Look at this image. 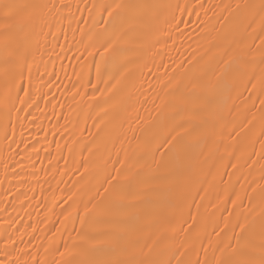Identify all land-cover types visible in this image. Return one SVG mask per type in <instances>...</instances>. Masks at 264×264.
Returning a JSON list of instances; mask_svg holds the SVG:
<instances>
[{
    "label": "snow or ice",
    "instance_id": "6c2138e0",
    "mask_svg": "<svg viewBox=\"0 0 264 264\" xmlns=\"http://www.w3.org/2000/svg\"><path fill=\"white\" fill-rule=\"evenodd\" d=\"M185 38L196 47L185 48ZM202 41L207 45L203 50ZM70 52L77 61L72 66L74 96L81 88L87 95L90 86V99L103 101L104 116L117 107L126 116L119 122L94 119L89 156L94 148L99 151L101 142L114 146L125 122L133 132V121L148 131L142 146L134 136L137 149H123V159L112 161L120 167L109 169L104 161V180L95 193L100 201L78 200L75 192L68 197L71 203L60 221L72 224L71 230L65 228L67 239L28 250L37 237L25 243L20 229H14L18 236L9 231L16 221L6 219L0 264H264V0H0V140L10 158L26 153L12 165L20 166L21 172L13 175L21 183L26 182L22 161L31 160V154L23 131L16 139L17 125L23 128L29 118L34 124L30 109L40 110L41 100L51 103L45 98L59 75L49 65L54 67L61 56L68 59ZM213 65L226 70L216 73L217 80L226 82L213 120L174 153L178 138L189 134L186 125L199 100L197 84ZM134 90L140 92L135 102ZM136 104L144 107L147 120ZM60 127L66 129L67 123ZM161 128L167 133L153 149L158 139L154 129ZM47 136L45 131L44 141ZM63 147L69 153L75 150L67 141ZM161 147L167 150L156 159ZM31 148L38 157L36 144ZM61 149L57 141L56 151ZM88 159L77 164L84 173L89 171ZM9 166L5 161L6 172ZM178 170L186 175V191L173 209L180 227L161 235L151 229L145 209L169 190ZM11 192L8 188L4 195ZM21 196L36 199L17 192L15 200ZM98 203L103 207L98 209Z\"/></svg>",
    "mask_w": 264,
    "mask_h": 264
},
{
    "label": "bare ground",
    "instance_id": "6f19581e",
    "mask_svg": "<svg viewBox=\"0 0 264 264\" xmlns=\"http://www.w3.org/2000/svg\"><path fill=\"white\" fill-rule=\"evenodd\" d=\"M91 2V0H89ZM97 3L100 2H110V0H96ZM145 2H152V0H145ZM212 3H220L222 0H211ZM233 3L236 0H232ZM87 13H85V16ZM187 19V17H185ZM71 38V34H69ZM64 41L61 39V44ZM188 44H192V47L196 45L185 38V48ZM203 47L207 45L201 42ZM184 49H181L183 51ZM60 49L57 48L56 52L59 53ZM191 51V48L188 49ZM176 56L175 51L171 53ZM187 54V53H185ZM73 53H68V59L63 56L59 60L54 61L53 65H49V71H54L59 75V80L53 78L51 91L49 97L45 98L51 100V103L46 104L44 100L39 102L40 110L30 109L35 112V123H31V119L26 120L25 126L21 128L17 125V136L16 139L19 141L21 139L20 132L23 131V139L29 144L27 153L31 154V160L24 159L22 164L23 175L26 177V182L21 183L19 176H14L13 172H21V168L17 165L15 168L12 167L16 161L21 160V156H25V152H21V155L9 157L6 144L0 140V234L3 233V228L7 227L4 225V221L14 219L15 224L9 228V231L13 236L20 235V232L14 231V229H20L24 234L23 240L27 243L32 236H36L37 239L33 240L31 244L28 245V250H33L34 247H38L41 242L45 245L51 242V240H62L67 239V232L65 228L67 227L71 230L72 224L69 221L65 223H60L64 217L61 215L62 210H67L69 208L68 197L75 192L76 199L88 201L89 197H95V201H100L101 197H96V188L99 187L104 180V161L107 160V167L112 169L113 167H120L119 164H112V161L118 159H123L124 151L123 149H128L130 152L132 149H137V141L133 138L134 136L140 137L141 146L145 138V134L148 131L147 126L143 124H136L134 121L131 122V128L136 129L135 132L129 130L130 125L128 122L124 123L122 134L118 137H114L113 142L109 141L106 144L101 142L99 151L95 148L91 156L87 151L88 147H93L91 141L93 136L90 133H95L96 128L94 127V119L96 123H100L101 120L104 121H114L119 122L122 120L126 121V116L123 108L117 107L115 109L110 108L108 116H104L101 112V105L103 101H97L90 99L91 87L87 89V95L84 94L85 89H80V95H75L76 89L72 87L75 82L76 77L72 75V66L77 63L76 60L71 59ZM47 59V56L45 57ZM96 59H99L97 56ZM167 60V57H165ZM159 60V58H157ZM63 64V69L61 68ZM221 71H226L222 66L217 68L213 65L210 69L206 71L203 80L197 84L195 89L199 96V100L194 105V111L192 113L190 125H186L189 129V134L185 137L178 138L175 142V147L173 152H180L184 145L191 140H194L201 129L205 126L211 124L214 116L215 109L217 107L220 98V89L224 86L226 79L221 78L217 80L216 73ZM67 73V75L65 74ZM68 77H71L69 79ZM47 79V77H46ZM93 82H95V74L93 71ZM0 86H2V81H0ZM79 87V85H77ZM67 88V90H65ZM45 92H49V88L43 89ZM188 90H191V86H188ZM54 94V96L52 95ZM99 95V94H97ZM140 96L139 91L133 93V102L135 98ZM118 93L113 97L116 100ZM142 99V97H141ZM53 104L56 105L54 116ZM63 105V107H61ZM136 107L140 108V114L147 120L148 113L144 111V107L136 104ZM146 107L151 108V105ZM100 114L99 116L97 114ZM23 115V113H21ZM135 115V113H133ZM153 113V117H155ZM57 117H59V122L57 123ZM64 117H67L65 121ZM67 123V128H61L60 125ZM37 126H40L43 130H39ZM53 126H56V135L52 134ZM45 131L48 132L47 141L43 140ZM157 132L158 139L153 141L152 147L155 149L157 143H159L164 135H166L167 130L165 129H154ZM259 129L257 128V132ZM62 133V135H61ZM175 134V133H173ZM104 133H101L103 136ZM40 141V143H36ZM62 145L61 152L56 151V142ZM65 141L69 146H72L75 150L71 153L68 151V147H63ZM131 141V144H129ZM48 142H51L50 144ZM75 142V143H74ZM36 144V148L39 149V156L32 151L31 145ZM81 146H85L84 151L81 153ZM258 147V146H257ZM15 149V145H13ZM24 145L21 144V149ZM167 147H161L156 151V159L160 158V153L165 152ZM49 151H51L52 156H49ZM119 153V156L117 155ZM171 155V154H170ZM55 157V159H52ZM83 157H89L88 165L89 171L84 173L83 167H77V164H82ZM168 157H165L167 160ZM49 160H52L51 164ZM67 160V163H65ZM7 161L10 165L7 172L4 167V162ZM33 163L35 168H33ZM148 163H151V158L148 159ZM35 173V175H33ZM84 174L83 179L81 175ZM115 173L113 172V175ZM211 179V177H209ZM186 175L182 170H178L174 179V182L170 186L169 190L164 191L160 194L159 198L155 200L150 206L145 209V215L151 224V229L161 235H170L171 229H179L180 223L179 218L173 215L174 207L182 200L184 193L186 191L185 187ZM107 187L108 185H104ZM11 188L12 192L8 195H4L5 191ZM31 189V190H30ZM79 189V190H78ZM103 192V188L100 189ZM17 192H27L29 197L33 195L36 197L34 200H26L23 196L20 200H15V194ZM13 201H15L13 203ZM23 202V206L21 204ZM29 205H31L29 207ZM91 207V205H89ZM98 209L102 208L103 205H97ZM7 208V211H5ZM203 211V210H202ZM83 214V204H81V212ZM29 225V227H25ZM36 227L37 231L33 232L32 227ZM76 227H79V220L76 221ZM186 227V226H185ZM59 229V232L57 231ZM63 234V236H61ZM179 234V233H178ZM74 235V233H73ZM3 247L2 235H0V249ZM23 247V245H21ZM3 252L0 251V256Z\"/></svg>",
    "mask_w": 264,
    "mask_h": 264
}]
</instances>
